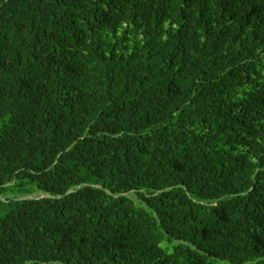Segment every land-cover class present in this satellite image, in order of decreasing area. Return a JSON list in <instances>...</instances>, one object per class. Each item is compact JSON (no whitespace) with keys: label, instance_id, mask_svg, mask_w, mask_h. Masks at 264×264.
<instances>
[{"label":"trees","instance_id":"1","mask_svg":"<svg viewBox=\"0 0 264 264\" xmlns=\"http://www.w3.org/2000/svg\"><path fill=\"white\" fill-rule=\"evenodd\" d=\"M26 179L0 264H264V0H0Z\"/></svg>","mask_w":264,"mask_h":264},{"label":"rangeland","instance_id":"2","mask_svg":"<svg viewBox=\"0 0 264 264\" xmlns=\"http://www.w3.org/2000/svg\"><path fill=\"white\" fill-rule=\"evenodd\" d=\"M20 189H23L22 193H19L17 188L11 185L10 188L6 189L1 195L0 200L4 201L6 199H24V198H41L45 195L42 194L33 183L28 179L24 180L22 185L19 186ZM17 189V190H16ZM26 195V196H23ZM23 196V197H21Z\"/></svg>","mask_w":264,"mask_h":264}]
</instances>
